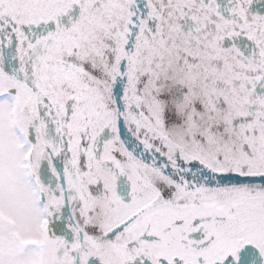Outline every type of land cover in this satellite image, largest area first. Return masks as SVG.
Wrapping results in <instances>:
<instances>
[{
    "label": "snow or ice",
    "instance_id": "6c2138e0",
    "mask_svg": "<svg viewBox=\"0 0 264 264\" xmlns=\"http://www.w3.org/2000/svg\"><path fill=\"white\" fill-rule=\"evenodd\" d=\"M0 264H264V0H0Z\"/></svg>",
    "mask_w": 264,
    "mask_h": 264
}]
</instances>
